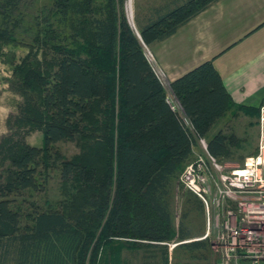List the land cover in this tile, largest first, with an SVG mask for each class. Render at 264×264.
<instances>
[{
  "label": "trees",
  "instance_id": "obj_1",
  "mask_svg": "<svg viewBox=\"0 0 264 264\" xmlns=\"http://www.w3.org/2000/svg\"><path fill=\"white\" fill-rule=\"evenodd\" d=\"M20 1L0 0V45L15 42ZM218 1L154 8L143 22L134 19L140 39L126 0H52L33 17L29 51L13 64L9 83L21 101L0 138L2 260L97 264L102 251L119 244L160 249L167 264L172 242L190 255L208 248V239L180 243L195 235L185 222L203 205L187 190L191 207L176 221L174 181L198 139L219 162L243 161L242 140L215 128L237 112L258 110L232 101L212 60L170 82L172 98L145 48ZM35 131L41 147L26 142ZM64 142L79 152L63 157L55 145ZM51 171L64 198L44 208L32 197L45 191Z\"/></svg>",
  "mask_w": 264,
  "mask_h": 264
},
{
  "label": "rangeland",
  "instance_id": "obj_2",
  "mask_svg": "<svg viewBox=\"0 0 264 264\" xmlns=\"http://www.w3.org/2000/svg\"><path fill=\"white\" fill-rule=\"evenodd\" d=\"M51 1L52 0H21L18 9L19 15L16 17L21 21L19 23L21 26L18 33L15 35V42H7L0 45V138L2 135L8 133L6 120L10 115L16 114L17 106L21 101V97L11 89L9 84L13 78V64L18 63L29 51L28 44H30L31 36L29 25H32L33 17L41 15L43 9L48 7ZM127 1L128 0H126L125 3V14ZM173 1L175 0H131V5L130 8L127 9V12L131 14L132 22L136 28L134 19L138 22H143L147 17L152 16L151 14L154 8H160L166 4L171 5ZM145 53L154 71L166 88L168 81L163 72L158 68L154 54H152V51L148 48H145ZM257 120L258 111L256 114L240 111L234 116H228L225 120L220 122L215 130L217 131L218 129L226 127L234 131L237 137L242 140V147L238 149L237 155L245 156V160L253 155L256 149ZM26 142L32 146L41 147V132L35 131L31 133L26 137ZM55 148L67 159L72 158L79 152V148L71 142L58 143L55 145ZM195 148V152L201 151L200 148ZM244 160L241 162L240 160H224L220 161V163H233V165H237L242 164ZM173 186V210L176 221H178L183 210L186 208L188 209L191 205L186 203V196L184 197V194L187 189L179 182V177L174 181ZM62 198H64V194L61 190V183L58 178V173L54 171L50 173L45 191L40 194H35L32 197V199L44 208L47 204L54 207L57 206ZM17 200H20V198ZM185 223L195 233L190 241L208 239V248L190 255V253L177 247L179 242H172L168 245L167 264H222L221 256L212 248L215 234L213 230L207 232L204 210L200 214L198 211L192 209ZM161 255L160 249L157 248L135 249L133 247L129 248L120 246L119 244H113L109 249L102 251L97 264H163ZM12 257L11 255L7 260H2L0 257V264H14Z\"/></svg>",
  "mask_w": 264,
  "mask_h": 264
},
{
  "label": "crops",
  "instance_id": "obj_3",
  "mask_svg": "<svg viewBox=\"0 0 264 264\" xmlns=\"http://www.w3.org/2000/svg\"><path fill=\"white\" fill-rule=\"evenodd\" d=\"M150 50L168 83L212 60L232 101L258 110L264 99V0H220Z\"/></svg>",
  "mask_w": 264,
  "mask_h": 264
},
{
  "label": "built area",
  "instance_id": "obj_4",
  "mask_svg": "<svg viewBox=\"0 0 264 264\" xmlns=\"http://www.w3.org/2000/svg\"><path fill=\"white\" fill-rule=\"evenodd\" d=\"M195 147L179 182L202 202L207 232L215 234L213 250L222 264H264V99L255 152L242 164L220 163L204 139Z\"/></svg>",
  "mask_w": 264,
  "mask_h": 264
},
{
  "label": "water",
  "instance_id": "obj_5",
  "mask_svg": "<svg viewBox=\"0 0 264 264\" xmlns=\"http://www.w3.org/2000/svg\"><path fill=\"white\" fill-rule=\"evenodd\" d=\"M130 5H131V0H128V1H127V4H126V17H127L128 23H129L130 26L134 29L136 35H137L138 38L140 39V36H139V34H138V32H137V30H136V28L134 27V24H133V22H132L131 14L127 12V9L130 8ZM166 88H167L166 90H168L169 95L173 98L172 93H171L170 88H169V83H168V85H167Z\"/></svg>",
  "mask_w": 264,
  "mask_h": 264
}]
</instances>
